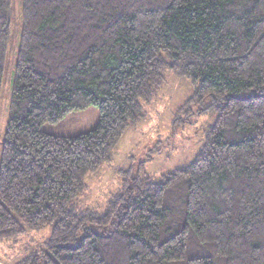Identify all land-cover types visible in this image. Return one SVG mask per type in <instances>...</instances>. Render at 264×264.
<instances>
[{"label": "trees", "instance_id": "16d2710c", "mask_svg": "<svg viewBox=\"0 0 264 264\" xmlns=\"http://www.w3.org/2000/svg\"><path fill=\"white\" fill-rule=\"evenodd\" d=\"M22 4L0 242L51 236L17 264H264V0ZM12 21V0H0V97ZM168 71L195 88L184 108L217 112L202 150L161 182L124 171L103 213L80 208L88 176L111 163ZM90 107V132L42 130Z\"/></svg>", "mask_w": 264, "mask_h": 264}, {"label": "rangeland", "instance_id": "374dc122", "mask_svg": "<svg viewBox=\"0 0 264 264\" xmlns=\"http://www.w3.org/2000/svg\"><path fill=\"white\" fill-rule=\"evenodd\" d=\"M12 4L13 38L0 97V162L22 32V0H12ZM194 93L195 88L189 79L166 72L162 89L151 104L143 105L144 118L127 130L114 150L111 163L88 176L87 189L78 206L103 213L112 195L121 189L124 171L133 170L136 174L141 171L161 182L165 175L189 166L202 150L205 131L217 119V112L199 114L195 106L190 111L184 108ZM98 122V108L90 107L71 113L58 124H46L42 130L57 136L74 137L95 129ZM177 186L183 199L184 182ZM50 236L51 228L47 227L28 230L25 235L0 242V264H17L30 252L45 248Z\"/></svg>", "mask_w": 264, "mask_h": 264}]
</instances>
